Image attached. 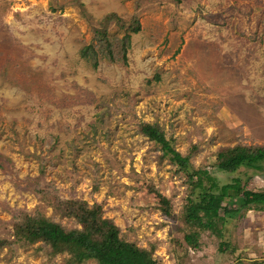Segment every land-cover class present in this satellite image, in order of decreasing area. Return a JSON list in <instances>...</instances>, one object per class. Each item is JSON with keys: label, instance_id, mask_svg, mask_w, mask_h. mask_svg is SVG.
<instances>
[{"label": "rangeland", "instance_id": "obj_1", "mask_svg": "<svg viewBox=\"0 0 264 264\" xmlns=\"http://www.w3.org/2000/svg\"><path fill=\"white\" fill-rule=\"evenodd\" d=\"M142 123L231 182L217 151L264 144V0H0V264H97L12 242L22 212L79 227L63 214L72 199L100 204L161 264L264 262V210L184 242L185 174ZM242 180L264 192V171ZM222 239L232 248L218 250Z\"/></svg>", "mask_w": 264, "mask_h": 264}, {"label": "trees", "instance_id": "obj_2", "mask_svg": "<svg viewBox=\"0 0 264 264\" xmlns=\"http://www.w3.org/2000/svg\"><path fill=\"white\" fill-rule=\"evenodd\" d=\"M103 18L111 20L112 14L108 13ZM90 50H84L81 56L95 66L98 56ZM106 54L111 58L110 51ZM140 131L160 147L162 154L169 157L178 171L185 174L189 193L182 207V219L187 227L184 234L187 245L198 246L204 231L217 233L222 238L230 219H234L242 209L264 210V192L244 189L242 180L246 171H264V144H236L218 150L216 169L232 175L231 182L221 184L216 175L206 168H195L189 155L176 150L157 123H142ZM153 192L160 209L169 215V199L156 190ZM61 202L66 206L64 216L73 218L79 227L66 229L41 213L22 212L14 222L12 242L38 243L37 250L48 256L65 254L70 263L93 260L97 264H161L151 250L122 238L118 226L103 215L100 204L88 205L86 201L76 199ZM8 244L9 240L0 238V248ZM230 245L228 239H222L218 250L231 249Z\"/></svg>", "mask_w": 264, "mask_h": 264}]
</instances>
